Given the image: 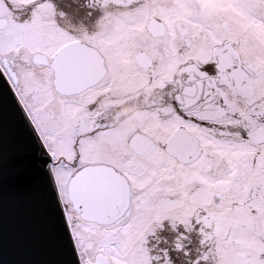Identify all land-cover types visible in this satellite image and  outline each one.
Listing matches in <instances>:
<instances>
[{"label": "snow or ice", "instance_id": "snow-or-ice-1", "mask_svg": "<svg viewBox=\"0 0 264 264\" xmlns=\"http://www.w3.org/2000/svg\"><path fill=\"white\" fill-rule=\"evenodd\" d=\"M58 17L53 0H0V165L45 158L29 189L0 188V262L173 264L195 233L189 264H264V0L219 16L182 0L152 40ZM141 82L163 95L126 133L97 91Z\"/></svg>", "mask_w": 264, "mask_h": 264}, {"label": "flooded vegetation", "instance_id": "flooded-vegetation-1", "mask_svg": "<svg viewBox=\"0 0 264 264\" xmlns=\"http://www.w3.org/2000/svg\"><path fill=\"white\" fill-rule=\"evenodd\" d=\"M195 3L198 11L203 15H224L233 9V0H189ZM58 13L63 12L64 17L58 21L70 34H75L74 29L83 26L89 33L94 31L98 19L117 21L133 37L143 40H152L157 34L154 16H160L167 23H174L176 12L182 6V0H127L124 7H116V0H103L101 7H90L92 0H53ZM131 5V8L128 7ZM191 14L185 10L180 18ZM70 26V27H69ZM176 75H181L186 69L177 63L170 69ZM152 88L151 91L148 89ZM163 93L155 85L146 82L135 85H124L112 90L111 95L97 91L99 108L105 120L110 125L128 133L141 128L149 119V109L156 103L160 104ZM131 108L132 111H124ZM163 127V122L160 123ZM168 234V233H166ZM171 239L172 234H168ZM199 239L195 233L191 234L190 255L185 257L182 252L172 251L173 264H189L199 255ZM189 244V245H190Z\"/></svg>", "mask_w": 264, "mask_h": 264}, {"label": "water", "instance_id": "water-1", "mask_svg": "<svg viewBox=\"0 0 264 264\" xmlns=\"http://www.w3.org/2000/svg\"><path fill=\"white\" fill-rule=\"evenodd\" d=\"M2 79V77H0ZM28 160L31 162V171H26L24 174L14 175L10 170L14 168L20 161ZM45 158L39 152L34 150L22 156H10L6 165L0 167L9 170L7 174L0 175V188L11 190L13 188L27 190L33 183L38 181L44 173ZM2 264V262H0Z\"/></svg>", "mask_w": 264, "mask_h": 264}, {"label": "rangeland", "instance_id": "rangeland-1", "mask_svg": "<svg viewBox=\"0 0 264 264\" xmlns=\"http://www.w3.org/2000/svg\"><path fill=\"white\" fill-rule=\"evenodd\" d=\"M186 247H187V251H188V249L191 247V244L190 245L188 244ZM170 256L172 257V251L171 250H170Z\"/></svg>", "mask_w": 264, "mask_h": 264}, {"label": "clouds", "instance_id": "clouds-1", "mask_svg": "<svg viewBox=\"0 0 264 264\" xmlns=\"http://www.w3.org/2000/svg\"><path fill=\"white\" fill-rule=\"evenodd\" d=\"M148 90L151 91L152 88H149ZM124 111H132V109L131 108H128V109H124Z\"/></svg>", "mask_w": 264, "mask_h": 264}]
</instances>
